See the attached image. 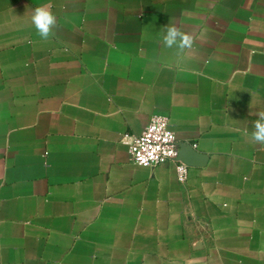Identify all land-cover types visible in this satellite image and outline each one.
I'll use <instances>...</instances> for the list:
<instances>
[{"label": "crops", "instance_id": "obj_1", "mask_svg": "<svg viewBox=\"0 0 264 264\" xmlns=\"http://www.w3.org/2000/svg\"><path fill=\"white\" fill-rule=\"evenodd\" d=\"M169 23L198 37L188 70ZM259 112L264 0H0V264H264ZM155 114L186 181L130 160Z\"/></svg>", "mask_w": 264, "mask_h": 264}, {"label": "built area", "instance_id": "obj_2", "mask_svg": "<svg viewBox=\"0 0 264 264\" xmlns=\"http://www.w3.org/2000/svg\"><path fill=\"white\" fill-rule=\"evenodd\" d=\"M130 160L144 167H161L169 162L176 163L181 181L188 179V165L180 162L175 132L171 129L170 119L166 115L155 114L139 136H126Z\"/></svg>", "mask_w": 264, "mask_h": 264}, {"label": "clouds", "instance_id": "obj_3", "mask_svg": "<svg viewBox=\"0 0 264 264\" xmlns=\"http://www.w3.org/2000/svg\"><path fill=\"white\" fill-rule=\"evenodd\" d=\"M31 23L41 40L47 41L55 36L57 17L48 7H36L31 16ZM160 38L165 48L173 50L175 69L177 71L188 70V61L193 57L198 37L169 23L163 27ZM257 117L249 138L255 143L264 145V112H259ZM245 135L249 134L246 132Z\"/></svg>", "mask_w": 264, "mask_h": 264}, {"label": "water", "instance_id": "obj_4", "mask_svg": "<svg viewBox=\"0 0 264 264\" xmlns=\"http://www.w3.org/2000/svg\"><path fill=\"white\" fill-rule=\"evenodd\" d=\"M186 149H192V147L187 146V145H185V144H181V145H180V152H179V157H178L179 160H181V154H182V151H184V150H186ZM185 162H187V161H185ZM182 163H184V162H182ZM184 164H186V163H184ZM189 164H190V163H189ZM186 165H187V164H186Z\"/></svg>", "mask_w": 264, "mask_h": 264}]
</instances>
